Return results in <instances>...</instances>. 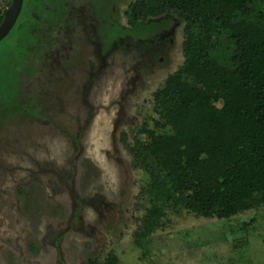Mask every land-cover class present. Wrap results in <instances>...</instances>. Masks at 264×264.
<instances>
[{"label": "rangeland", "instance_id": "1", "mask_svg": "<svg viewBox=\"0 0 264 264\" xmlns=\"http://www.w3.org/2000/svg\"><path fill=\"white\" fill-rule=\"evenodd\" d=\"M11 1L0 0V18ZM134 1L109 0L116 27L128 28ZM78 9L73 52L39 79L42 97L31 100L44 119L0 124V264H59V254L65 264H264L263 208L228 220L167 210L161 227L140 236L149 180L123 135L132 146L144 124L153 127V94L184 62L183 24L103 46L92 4ZM17 36L16 25L0 52Z\"/></svg>", "mask_w": 264, "mask_h": 264}, {"label": "trees", "instance_id": "2", "mask_svg": "<svg viewBox=\"0 0 264 264\" xmlns=\"http://www.w3.org/2000/svg\"><path fill=\"white\" fill-rule=\"evenodd\" d=\"M48 6L24 0L18 36L0 52V121L32 114L18 70L32 76L31 50L55 19ZM125 15L130 29L119 33L135 38L156 19L183 24L184 62L153 94V127L144 124L132 146L123 135L149 180L140 236L161 227L167 210L228 220L264 209V0H135Z\"/></svg>", "mask_w": 264, "mask_h": 264}, {"label": "flooded vegetation", "instance_id": "3", "mask_svg": "<svg viewBox=\"0 0 264 264\" xmlns=\"http://www.w3.org/2000/svg\"><path fill=\"white\" fill-rule=\"evenodd\" d=\"M88 3H91L93 6V11L96 15L95 21L97 24L96 29L98 33V38L103 44V46L115 43L116 38L120 34L119 30H125V28H121L118 26L116 27L114 21L111 20V17L106 15L107 10L109 8V0H50L51 6H48L47 12L50 17H54L55 19L53 23L49 26V29H51L52 31L48 35L46 41H44L39 46L37 45L36 47V52L38 54V50L43 49L42 56L39 57L40 55L38 56L36 52H33L31 50V61L34 64L32 66V70H30L32 72L31 77L28 76L29 71L27 72L22 69L18 70L22 76L20 95H24L23 102L26 101V99L29 100V106H27V109H29L30 113L32 114L31 116L22 114L18 117L44 119L42 108H40L39 106H35L32 103V101L34 102L35 99L37 103L39 98L42 97L39 96V94L37 93L39 85L38 81L40 78H43V76L46 77V73L50 68H52L55 63H63L64 65L65 60L67 61V58L69 57L70 53L73 52L75 48L74 43L76 42L79 33L78 22L80 18V11L78 7L83 4L86 6ZM154 21H158V23L154 27V30L146 33L143 37L135 38L133 34H130L128 32H123L122 34H124V36H126L125 34H130V36H132L134 40H140L147 37H157L163 32L172 30L173 22H175L167 21L165 23H162L159 21V19H156ZM127 29H130V27L128 26ZM110 30L112 34L109 36L108 34ZM31 49L35 50V47L31 46ZM29 60V57L24 59V64L29 65ZM5 121H7V119ZM5 121H0V124H3L2 122ZM75 142L77 141L75 140ZM82 208L83 202L78 199H75V209L72 215L73 219H77L79 217ZM58 262L59 264H65L60 254L58 255ZM84 264H115V260L113 257H108L106 261L101 263L97 261V259L88 258L86 263Z\"/></svg>", "mask_w": 264, "mask_h": 264}, {"label": "water", "instance_id": "4", "mask_svg": "<svg viewBox=\"0 0 264 264\" xmlns=\"http://www.w3.org/2000/svg\"><path fill=\"white\" fill-rule=\"evenodd\" d=\"M24 0H12L5 11L0 24V42L3 41L16 25L20 16Z\"/></svg>", "mask_w": 264, "mask_h": 264}]
</instances>
